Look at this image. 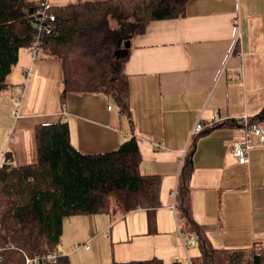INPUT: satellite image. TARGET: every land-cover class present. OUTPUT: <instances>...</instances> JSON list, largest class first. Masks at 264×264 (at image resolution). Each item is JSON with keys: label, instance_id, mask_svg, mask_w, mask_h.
I'll list each match as a JSON object with an SVG mask.
<instances>
[{"label": "crops", "instance_id": "obj_1", "mask_svg": "<svg viewBox=\"0 0 264 264\" xmlns=\"http://www.w3.org/2000/svg\"><path fill=\"white\" fill-rule=\"evenodd\" d=\"M25 1L59 7L102 0ZM128 41L122 66L128 115L100 93H68L61 104L59 60L32 59L20 48L6 76L8 87L0 92V163L5 151L13 165L34 161L37 124L65 121L70 145L82 153L110 151L133 136L138 172L160 178L153 230L144 209L121 212L114 206L106 213L63 217L61 232L74 224L70 241L91 243L81 251V264L152 257L172 264L181 262L182 249L174 197L179 157L197 119L227 121L195 141L190 216L213 248L264 246V141L258 145L249 138L244 164L230 152L250 123L264 130V0H188L183 16L148 21ZM8 132L13 138L7 141ZM70 246L57 247L65 254Z\"/></svg>", "mask_w": 264, "mask_h": 264}, {"label": "trees", "instance_id": "obj_2", "mask_svg": "<svg viewBox=\"0 0 264 264\" xmlns=\"http://www.w3.org/2000/svg\"><path fill=\"white\" fill-rule=\"evenodd\" d=\"M187 1L140 0L136 17L121 0L78 2L49 6L45 12L53 19L39 21L35 19L39 2L0 0V92L8 87L6 76L16 62L18 50L28 47L36 37L40 56L60 62L61 104L68 93H100L112 99L116 112L128 115V85L122 72L128 48L124 49V42L142 33L148 21L183 16ZM109 19L114 26L109 25ZM37 23L42 26L40 30ZM226 122L203 126L187 143L174 195L179 230L194 238L196 264H264V246L253 243L246 248H213L190 216L188 181L195 141ZM229 124L234 121L229 120ZM33 136V162L13 165L8 151L2 155L0 264H24L26 256L38 257L58 250L56 242L63 217L106 213L110 199L121 212L144 209L147 227L153 230L160 178L138 172L140 155L133 136L101 153H82L72 147L63 120L35 125ZM44 264L69 261L61 252L53 262ZM103 264L162 261L152 257Z\"/></svg>", "mask_w": 264, "mask_h": 264}, {"label": "built area", "instance_id": "obj_3", "mask_svg": "<svg viewBox=\"0 0 264 264\" xmlns=\"http://www.w3.org/2000/svg\"><path fill=\"white\" fill-rule=\"evenodd\" d=\"M49 6L50 5L46 2H43V1L39 2V7L35 11V14H36L35 19L39 20V21H41L43 18H48L49 20H52L53 19L52 15L47 14L45 12L49 8ZM36 27H38L37 28L38 30H40L42 28V26L39 23L36 24ZM27 49H28L32 59H37L40 56V51L38 49V41L36 40V37L34 38L33 42L31 43V46L28 47ZM109 108H110V106L106 105V109H109ZM115 109H117V107H115ZM213 120H215V119H213ZM211 123L212 122H209L207 124H203L199 119H197L190 129L188 141L190 140L191 137L196 135L202 129L203 126L210 125ZM243 134H244L243 139L233 141V143L231 145V149H230L232 157L236 160V162L238 164H244L247 162V151L252 146L250 143V139H249L251 136H254L257 138V144L258 145L262 144L264 141V130H263V128H261V126H259L256 123H250L249 125H247L243 129ZM188 141H187V143H188ZM187 143H186V146L184 147V149L182 150L180 159L178 160L179 166L181 165L183 154L187 148ZM177 235H178L182 250L184 252V260H183L182 264H191L187 249H188V247H191L194 245V238L192 236L185 235L179 229L177 231ZM79 247H80V245L77 243L73 245L74 249L79 248ZM82 247L87 248L86 245H82ZM61 252L62 251H60V250H55V251L43 253L42 255H40L38 257H27L26 256L24 259V264L50 263V262H53L57 258V256L61 254Z\"/></svg>", "mask_w": 264, "mask_h": 264}, {"label": "rangeland", "instance_id": "obj_4", "mask_svg": "<svg viewBox=\"0 0 264 264\" xmlns=\"http://www.w3.org/2000/svg\"><path fill=\"white\" fill-rule=\"evenodd\" d=\"M135 1H136V3H135ZM121 2L122 3H124V5L126 6V8L129 10V11H131V9H132V12H133V14H134V16L136 17V16H138L139 15V7H140V0H121ZM135 3V4H134ZM134 4V5H133ZM139 4V5H138ZM121 9V8H120ZM110 20V22H109V25L112 27V26H114L115 25V22L112 20V19H109ZM35 38V37H34ZM34 40V39H33ZM33 40H32V42H33ZM31 46V44L28 46V47H30ZM28 47H26V48H23V50L24 51H26V49L28 48ZM12 71V70H11ZM11 71L9 72V73H11ZM8 76V75H7ZM11 86V85H10ZM13 87H14V85H13ZM15 87H16V85H15ZM11 88V87H10ZM110 101L112 102V104H113V101H112V99H110ZM4 131L5 130H8V127H4V129H3ZM7 136H8V139H7V141L10 139H12L13 137H11L10 136V133L8 132L7 133ZM181 156V155H180ZM179 159H180V157H179ZM2 160V159H1ZM115 210L114 209V204H113V199H110V201H109V210ZM69 227V229H67ZM76 229L75 227H74V224H68V226H66V229L68 230H65V228H64V230H65V232H64V234H62V232H61V234L59 235V237H58V240H57V242H56V244H57V246L59 245V247H61V244L63 243V242H65V247H69L70 245H72V244H74V243H78L79 241H76V242H72V241H70L71 240V237H72V231L70 230V229ZM63 230V231H64ZM68 241H70V242H68ZM83 242V241H82ZM88 243V244H87ZM87 243H79L80 244V247L79 248H76V249H74L73 248V246H70V250L69 251H67V252H65V254L68 256H70L71 254L73 255V257H70V259H69V264H81V262L83 261V256L81 255V251H85L84 250V248L81 246V244L83 245H87V248H91V243L89 242V241H87ZM58 248V247H57ZM62 251V250H61ZM187 251H188V254H189V257H190V261H191V264H196L197 263V250H196V248L195 247H188V249H187ZM180 260H181V262H183V260H184V252H183V250L182 249H180Z\"/></svg>", "mask_w": 264, "mask_h": 264}, {"label": "water", "instance_id": "obj_5", "mask_svg": "<svg viewBox=\"0 0 264 264\" xmlns=\"http://www.w3.org/2000/svg\"><path fill=\"white\" fill-rule=\"evenodd\" d=\"M128 45H129V41H125L124 42V49H127L128 48Z\"/></svg>", "mask_w": 264, "mask_h": 264}]
</instances>
